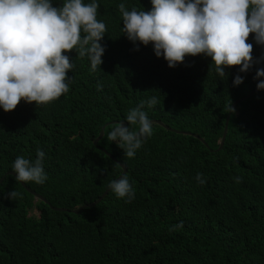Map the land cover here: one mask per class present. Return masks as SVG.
Segmentation results:
<instances>
[{
    "label": "trees",
    "instance_id": "16d2710c",
    "mask_svg": "<svg viewBox=\"0 0 264 264\" xmlns=\"http://www.w3.org/2000/svg\"><path fill=\"white\" fill-rule=\"evenodd\" d=\"M55 7L64 0H51ZM91 3L92 0H82ZM97 20L106 24L102 64L92 71L76 49L64 53L75 64L66 73L69 91L36 108L3 113L0 108V178L13 171L17 156L35 160L45 153L43 185L24 182L49 205L7 175L0 184V264H264V90H257L254 64L233 86L239 66L221 80L203 54L186 56L175 68L157 58L151 44H133L121 32L118 5L149 11L151 0H96ZM253 44V58L261 47ZM260 79H264L261 77ZM252 93L230 113L223 148L217 151L228 112L226 104ZM156 96L147 107L153 134L134 158L108 140L131 108ZM116 122V123H115ZM110 123V124H108ZM104 135L93 141L102 127ZM138 130L139 125H129ZM102 150L113 158H110ZM115 160L117 162H115ZM126 169L135 198L108 192ZM14 172V171H13ZM202 173L205 184L195 179ZM242 177L236 183L235 177ZM15 190L20 198L10 200ZM50 205L66 211H54ZM183 222L176 230L173 226Z\"/></svg>",
    "mask_w": 264,
    "mask_h": 264
},
{
    "label": "clouds",
    "instance_id": "9594fccd",
    "mask_svg": "<svg viewBox=\"0 0 264 264\" xmlns=\"http://www.w3.org/2000/svg\"><path fill=\"white\" fill-rule=\"evenodd\" d=\"M149 11L131 10L124 3L118 5L122 17L121 32L133 44H151L157 58L163 57L169 68H175L186 56L203 54L212 63L221 80L226 79V68L239 66L233 86L243 83L244 76L254 64L264 62V0H151ZM99 5L96 0L85 4L82 0H64L58 7L51 0H0V108L12 113L20 108H36L57 100L69 91L72 78L66 75L75 64L64 53L76 49L79 57H87L92 71L102 64L105 47L101 41L106 24L97 20ZM252 35L261 47V54L253 58ZM264 68H257L254 80L257 90H264ZM35 102V104L33 103ZM159 103L156 96L131 108L125 117L128 126L117 123L108 133V140L119 141L118 146L128 158H134L144 140L153 134V120L144 111ZM226 112L235 113L228 99ZM139 125L132 130L129 125ZM45 153L37 149L36 159L17 156L12 164L15 179L43 185L48 179L43 167ZM202 173L195 179L205 184ZM242 177H235L236 183ZM117 198L130 203L135 189L127 175L108 184ZM15 190L7 199L20 198ZM183 227V222L173 229Z\"/></svg>",
    "mask_w": 264,
    "mask_h": 264
},
{
    "label": "water",
    "instance_id": "95a60500",
    "mask_svg": "<svg viewBox=\"0 0 264 264\" xmlns=\"http://www.w3.org/2000/svg\"><path fill=\"white\" fill-rule=\"evenodd\" d=\"M252 95V93L244 96L243 98L239 99V100H236L235 102H233L232 106L235 107L236 105H238L239 103H241L242 101H244L245 99H247L248 97H250ZM229 115L230 113H228L227 117H226V120H225V124H224V129H223V134H222V138L220 140V143H219V146L217 148V151H220L222 148H223V145H224V141H225V137H226V133H227V125H228V120H229ZM116 123V122H115ZM124 126H126V123L125 122H121ZM153 123H157L158 125L162 126L163 128H165L166 130L168 131H171V132H175V133H178V134H184V135H189V136H193L194 138H197L198 140H200L205 146L206 143L196 134H191V133H188V132H182V131H176V130H173L171 128H168L166 127L164 124H162L160 121H157V120H153ZM110 124V123H108ZM108 124H105L102 129L100 130L99 132V135L97 136V138L93 141V145L94 146H97V143L101 140V138L103 137L104 135V128L105 126H107ZM105 154L106 151L102 150ZM108 157L110 158H113L110 154H107ZM115 162H117L115 160ZM119 166L122 168V173L116 178V180H118L121 176H123L125 173H126V169L123 165H121L120 163H118ZM7 175H10V176H13L14 178L16 177V173L13 172V171H8L6 172L1 178H0V184L2 183L3 179L7 176ZM18 183L21 185L22 188H24L28 193H30L35 200H39L43 203H46L49 205L48 201H46L45 198H43L41 195L37 194L36 192L34 191H31L24 182H20L18 181ZM111 190H109V188H107L104 193L94 202L90 203V204H87V205H83V206H80L78 207L77 209L75 210H72L71 212L74 213V214H77L78 212H80L81 210L85 209V208H89V207H93L95 205H97L102 199L105 198V196L108 194V192H110ZM50 208L54 211H60V212H63V211H66L65 209H62V208H57V207H53L50 205Z\"/></svg>",
    "mask_w": 264,
    "mask_h": 264
}]
</instances>
